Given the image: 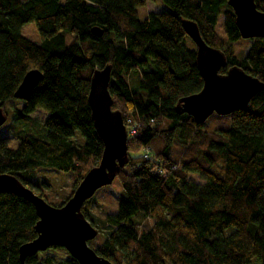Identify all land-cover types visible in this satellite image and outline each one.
<instances>
[{
    "label": "trees",
    "instance_id": "1",
    "mask_svg": "<svg viewBox=\"0 0 264 264\" xmlns=\"http://www.w3.org/2000/svg\"><path fill=\"white\" fill-rule=\"evenodd\" d=\"M162 2L164 10L140 18L145 0H0V105L11 113L1 126L16 122L18 140L12 147L0 136V172L43 196L33 182L37 171H70L72 193L102 153L88 91L93 70L110 64L112 107L124 122L131 116L136 131H128L127 161L107 185L122 196L104 212L107 229L96 252L115 264H264V88L245 108L213 112L203 122L175 109L203 83L182 19L196 22L203 40L225 52L222 73L238 64L264 81V38L240 37L227 0ZM255 3L264 12V0ZM29 22L38 42L22 34ZM242 40L238 55L234 43ZM34 67L43 77L26 99L14 97ZM12 99L21 105L7 108ZM37 108L47 111L39 125L28 117ZM82 212L98 222L84 204ZM37 219L31 201L0 188V264H22L18 247L36 236ZM24 264L80 263L51 244Z\"/></svg>",
    "mask_w": 264,
    "mask_h": 264
},
{
    "label": "water",
    "instance_id": "2",
    "mask_svg": "<svg viewBox=\"0 0 264 264\" xmlns=\"http://www.w3.org/2000/svg\"><path fill=\"white\" fill-rule=\"evenodd\" d=\"M227 3L234 12L235 25L241 38H264V12L256 7L255 0H227ZM182 26L195 43L196 64L203 83L198 91L179 97L176 111L191 114L195 121L203 122L213 112L228 114L245 108L250 98L264 88V81L238 64L229 66L224 73L220 72V67L227 61L225 52L203 40L193 20L182 19ZM91 31L98 36L102 34V30L97 27H92ZM110 71V64L95 68L88 91L91 118L103 142L100 159L86 171L62 204L49 202L16 175L0 172V188L31 201L38 215L34 225L36 236L18 247L22 264L26 256L51 244L66 247L80 264H115L98 254L89 244L97 236L98 228L82 212L85 200L99 187L108 185L128 157L127 128L121 111L112 107L113 100L108 88ZM42 77L43 72L37 67L27 70L13 96L26 99ZM6 118L0 105V126Z\"/></svg>",
    "mask_w": 264,
    "mask_h": 264
},
{
    "label": "rangeland",
    "instance_id": "3",
    "mask_svg": "<svg viewBox=\"0 0 264 264\" xmlns=\"http://www.w3.org/2000/svg\"><path fill=\"white\" fill-rule=\"evenodd\" d=\"M165 9V5L162 2V0H145V4L142 7L137 8V12L140 18H144L149 12L151 11H162ZM22 34L29 38L30 40L39 41V35L37 32V29L33 22L26 23L21 28ZM216 31L219 33L220 36H224L223 28H222V17H219L217 25H216ZM247 44L246 40H242L240 42L234 43V49L236 54L239 55V52L245 48ZM15 105H21L22 101L12 99L8 101L7 108L11 106L10 104ZM8 111V109H7ZM11 113H7V117L11 118ZM47 111L43 108H37L33 112L29 114V118H36V124L39 125L40 122L46 117ZM131 116H127L129 118V122H131L133 125L136 124V121H133V119L130 118ZM15 127L10 126H0V136H8L9 137V144L12 147H16L18 140L14 137V132H16V122ZM19 126L23 128H29L32 127L31 124H28V122H20ZM75 140L80 141L81 137L79 134H75ZM73 173L69 172H63L59 170H39L37 171L36 178L33 180V182L39 186H41L43 196L51 203L57 204L59 201L63 200L69 193H71L72 190V179H73ZM196 180H199V177L193 173L191 175ZM41 178L45 181H47V184H44L41 181ZM122 196V195H120ZM120 196H116L111 193L109 187L107 185H103L99 187L94 194L90 197L91 199H87V202H84V206L88 211L96 217L98 222L96 221V226L99 231V235H97L95 238L91 239L89 241V244L92 247H96L98 242L101 240L102 236H104L107 225L104 221V212L107 210H114L115 207H117L118 200ZM231 229V228H229ZM229 229H227L229 231Z\"/></svg>",
    "mask_w": 264,
    "mask_h": 264
},
{
    "label": "built area",
    "instance_id": "4",
    "mask_svg": "<svg viewBox=\"0 0 264 264\" xmlns=\"http://www.w3.org/2000/svg\"><path fill=\"white\" fill-rule=\"evenodd\" d=\"M125 122H126L125 125L127 128V132L129 131V133H134L136 131L135 124L133 125L131 122H129V118H126ZM146 150H148V149L146 148Z\"/></svg>",
    "mask_w": 264,
    "mask_h": 264
}]
</instances>
